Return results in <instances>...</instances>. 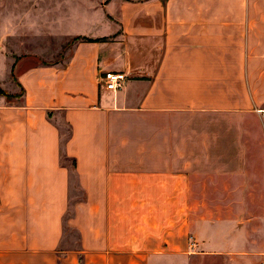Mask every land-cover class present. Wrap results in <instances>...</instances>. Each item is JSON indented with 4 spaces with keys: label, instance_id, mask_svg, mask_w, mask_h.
<instances>
[{
    "label": "crops",
    "instance_id": "1",
    "mask_svg": "<svg viewBox=\"0 0 264 264\" xmlns=\"http://www.w3.org/2000/svg\"><path fill=\"white\" fill-rule=\"evenodd\" d=\"M106 8L66 61L14 60L0 264H193L232 249L199 203H264V0ZM107 72L129 77L109 91Z\"/></svg>",
    "mask_w": 264,
    "mask_h": 264
},
{
    "label": "rangeland",
    "instance_id": "2",
    "mask_svg": "<svg viewBox=\"0 0 264 264\" xmlns=\"http://www.w3.org/2000/svg\"><path fill=\"white\" fill-rule=\"evenodd\" d=\"M111 1L0 0V96H21L11 94L16 90L11 73L14 60L34 56L45 65L64 62L77 40L85 38L82 34H103V28L98 29L100 25L94 26L101 17L112 20L106 8ZM60 128L65 142L70 129L62 122ZM62 163L74 168L70 160L63 158ZM75 192L81 196L79 190ZM199 210L201 215L212 218L216 227L230 229L225 238H229L232 249L227 254L197 250L193 264H264V203H199Z\"/></svg>",
    "mask_w": 264,
    "mask_h": 264
},
{
    "label": "built area",
    "instance_id": "3",
    "mask_svg": "<svg viewBox=\"0 0 264 264\" xmlns=\"http://www.w3.org/2000/svg\"><path fill=\"white\" fill-rule=\"evenodd\" d=\"M128 77L129 75L126 73L107 72L101 77L100 83L109 91H118L122 88Z\"/></svg>",
    "mask_w": 264,
    "mask_h": 264
},
{
    "label": "trees",
    "instance_id": "4",
    "mask_svg": "<svg viewBox=\"0 0 264 264\" xmlns=\"http://www.w3.org/2000/svg\"><path fill=\"white\" fill-rule=\"evenodd\" d=\"M79 40L90 41V40L87 39V38L78 39L77 41H79ZM48 64H49V63H48ZM2 95L5 96L7 99H11V98H12L11 96H9V95H7V94H5V93H2ZM18 98H19V96H18ZM65 159H66V158H65ZM74 165H75V163H74Z\"/></svg>",
    "mask_w": 264,
    "mask_h": 264
}]
</instances>
